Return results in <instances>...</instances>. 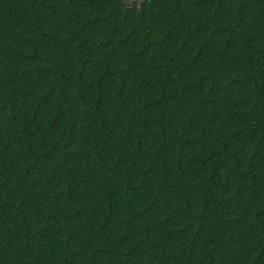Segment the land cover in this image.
Masks as SVG:
<instances>
[{"label": "trees", "instance_id": "16d2710c", "mask_svg": "<svg viewBox=\"0 0 264 264\" xmlns=\"http://www.w3.org/2000/svg\"><path fill=\"white\" fill-rule=\"evenodd\" d=\"M0 264H264V0H0Z\"/></svg>", "mask_w": 264, "mask_h": 264}]
</instances>
